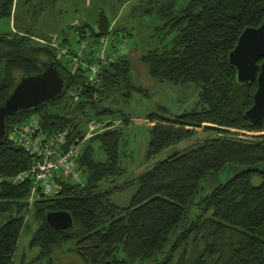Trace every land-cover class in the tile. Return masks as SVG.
Segmentation results:
<instances>
[{"label":"trees","instance_id":"obj_1","mask_svg":"<svg viewBox=\"0 0 264 264\" xmlns=\"http://www.w3.org/2000/svg\"><path fill=\"white\" fill-rule=\"evenodd\" d=\"M50 2L56 0H0V20H12L15 26L11 32H0V60L4 62L0 103L16 83L15 71L36 73L42 70V62L54 60L69 80L61 97L65 98L63 112L46 110L60 103V98L37 112L9 116L7 128L9 132L32 113L38 114L47 134L70 125L66 147L84 134L86 120H100L120 111L111 105L115 97V102L122 103L143 90L132 82L125 50L117 61L100 67L98 82L93 85L86 84L87 73L81 66L75 69L71 59L58 58L56 48L48 44L52 40H59L69 55L76 52L67 32L53 39L36 32ZM172 5V1H155L146 8L147 13L158 10L173 37L167 48L138 53L137 60L154 82L197 84V104L171 116L159 106L157 112L145 116L150 129L143 159L149 161L163 149L206 132L217 138L152 164L129 183L136 189L128 203L116 206L109 199V190L99 191L95 184L115 174L116 149L128 119H122L119 128L104 127L91 136L77 161L82 181L61 182L58 197H42L34 203L43 223L30 247H40L45 264H55L56 250L67 243L72 245L66 251L83 264H264V118L260 125L247 124L243 111L251 106L255 82L237 85L226 61L240 31L262 21L264 0H188L177 12ZM97 15L95 29L88 23H76L67 30L79 33L88 46L96 44L98 37H127L124 29H112L102 12ZM77 89L80 97L70 110L67 96ZM233 134L255 139H239ZM93 143L105 153L106 163L93 160ZM32 160L30 153L7 137L0 146V175L26 170ZM254 176L260 181L255 187L250 181ZM31 186L30 178L18 185L6 182L0 186V217H6L0 226V264L12 262L26 226ZM54 210L69 212L75 227L65 232L49 227L44 215Z\"/></svg>","mask_w":264,"mask_h":264},{"label":"rangeland","instance_id":"obj_2","mask_svg":"<svg viewBox=\"0 0 264 264\" xmlns=\"http://www.w3.org/2000/svg\"><path fill=\"white\" fill-rule=\"evenodd\" d=\"M155 1H164V3L172 1L173 11L177 12L188 0H56V2H50L51 4L45 8L44 14L38 20L36 27L38 34H45L44 37L47 36L51 39L54 36L62 37L64 32H67L72 44L76 47V34L74 30L67 29L70 25L76 23L78 25L88 23L95 29L94 21L98 17L97 14L102 12L110 21L112 29L122 28L127 33L128 38L124 49L127 58L131 61L132 82L141 88L143 92H135L129 98H124L123 104L120 100L115 102V97L111 105L120 107V111L113 113L111 116L101 117L105 128L121 127V121L124 118H127L128 122L125 128L122 129V135L117 145L115 163L117 170L115 174L108 175L95 184L99 191L109 190L111 194L109 199L116 206H125L128 203L129 197L136 189V186L129 183L133 182L139 173L148 169L152 164L173 155V153L183 152L189 147L217 138L216 134L206 132V134L196 135L189 140H184V142L163 149L160 154L149 161L143 159L150 129L145 121V116L149 112H157L159 106L166 110L167 116L192 110L197 104V94L199 92L198 85L195 83L186 82L173 85L167 82H154L147 74L145 66H142L137 60L138 53L161 51L167 48L173 37V32L164 27L165 20L158 16V10L154 11L156 14L145 11L146 8L150 7V3H155ZM14 27L12 20H0V32H11ZM44 37L43 39H45ZM1 61L0 72H2L4 65V62ZM14 75L18 78L22 75V72L17 70ZM64 100L65 98H61L60 103L49 105L46 110L54 109L56 112L61 113ZM232 136L251 141L255 139L247 134L241 136L233 134ZM84 143L82 152L86 149L87 141ZM93 149V160L106 163L108 159L99 148V145L93 143ZM250 181L254 187L260 183L257 176L252 177ZM59 195L48 198L53 199ZM35 201L26 202L29 208L24 216L26 226L22 229L11 264H45L46 262V258L41 256L39 246L30 247V240L43 223V219L36 214ZM13 214H16V212H13ZM5 219L6 217H0V226L5 222ZM69 245L72 244L67 243L63 246V249L56 250L55 264H83L77 255L66 251Z\"/></svg>","mask_w":264,"mask_h":264},{"label":"built area","instance_id":"obj_3","mask_svg":"<svg viewBox=\"0 0 264 264\" xmlns=\"http://www.w3.org/2000/svg\"><path fill=\"white\" fill-rule=\"evenodd\" d=\"M96 44L88 46V41L82 40L81 35L76 33L75 55L68 54V49L59 45V40L48 42L58 51L57 57L71 59L73 67L81 66L87 73L86 84H96L99 79L101 66L117 61L124 53L127 37L124 35L111 37H98ZM45 43L42 39H38ZM88 58L90 59L87 62ZM81 90H72L68 93L70 110L77 103ZM70 125L61 130L47 134L41 126L40 116L31 114L26 121L15 125L8 132L7 137L15 145L21 147L25 152L33 156V162L26 170L15 174L0 175V186L3 183L18 185L27 179L31 180V189L27 203L41 199L42 197H53L62 191L64 181L81 182L82 174L77 169V161L82 153L83 146L91 136L103 132L104 123L102 119L90 118L84 122V134L75 137L73 143L64 146L69 135ZM58 179V181H57Z\"/></svg>","mask_w":264,"mask_h":264},{"label":"water","instance_id":"obj_4","mask_svg":"<svg viewBox=\"0 0 264 264\" xmlns=\"http://www.w3.org/2000/svg\"><path fill=\"white\" fill-rule=\"evenodd\" d=\"M261 20L257 27L243 28L226 53L227 64L234 70L235 83L255 82L251 106L243 111V117L251 127L260 125L264 118V16ZM41 69L20 75L0 103V146L7 140L9 116L37 112L67 92L69 80L54 60L42 62ZM44 218L49 227L58 231L65 232L75 227L74 219L67 211H47Z\"/></svg>","mask_w":264,"mask_h":264}]
</instances>
